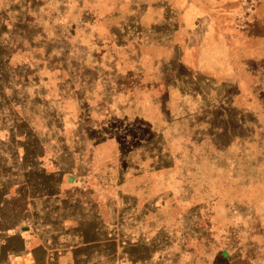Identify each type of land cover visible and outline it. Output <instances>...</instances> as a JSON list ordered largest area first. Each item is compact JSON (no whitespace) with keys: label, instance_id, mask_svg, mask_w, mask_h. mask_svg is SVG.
<instances>
[{"label":"rangeland","instance_id":"374dc122","mask_svg":"<svg viewBox=\"0 0 264 264\" xmlns=\"http://www.w3.org/2000/svg\"><path fill=\"white\" fill-rule=\"evenodd\" d=\"M45 198L114 264H264V0H0V243Z\"/></svg>","mask_w":264,"mask_h":264},{"label":"crops","instance_id":"0c3cea01","mask_svg":"<svg viewBox=\"0 0 264 264\" xmlns=\"http://www.w3.org/2000/svg\"><path fill=\"white\" fill-rule=\"evenodd\" d=\"M69 178L67 182L74 183ZM56 199L45 198L39 205L32 202L28 222L33 230L23 232L29 229L23 227L21 234H5V241L0 243V264L13 260L18 263L26 260L27 264H114V240L106 243L104 238L99 239L98 229L92 236L82 233V229L88 230L91 221L97 227L99 221L104 226L101 208L79 204L73 199L62 202ZM37 233L40 237L35 236ZM106 246L112 247V253L106 255Z\"/></svg>","mask_w":264,"mask_h":264},{"label":"water","instance_id":"95a60500","mask_svg":"<svg viewBox=\"0 0 264 264\" xmlns=\"http://www.w3.org/2000/svg\"><path fill=\"white\" fill-rule=\"evenodd\" d=\"M68 180H69L70 182H72V181H73V178L70 177ZM223 256H224V257H228V254L224 252V253H223Z\"/></svg>","mask_w":264,"mask_h":264}]
</instances>
